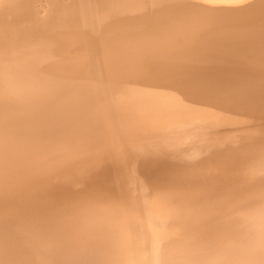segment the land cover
<instances>
[{"label": "bare ground", "instance_id": "6f19581e", "mask_svg": "<svg viewBox=\"0 0 264 264\" xmlns=\"http://www.w3.org/2000/svg\"><path fill=\"white\" fill-rule=\"evenodd\" d=\"M0 0V264H264V0Z\"/></svg>", "mask_w": 264, "mask_h": 264}, {"label": "rangeland", "instance_id": "374dc122", "mask_svg": "<svg viewBox=\"0 0 264 264\" xmlns=\"http://www.w3.org/2000/svg\"><path fill=\"white\" fill-rule=\"evenodd\" d=\"M194 4L196 5V6H201V7H205V5L202 3V2H200V1H198V0H194Z\"/></svg>", "mask_w": 264, "mask_h": 264}]
</instances>
